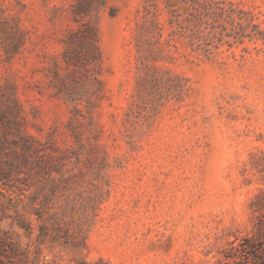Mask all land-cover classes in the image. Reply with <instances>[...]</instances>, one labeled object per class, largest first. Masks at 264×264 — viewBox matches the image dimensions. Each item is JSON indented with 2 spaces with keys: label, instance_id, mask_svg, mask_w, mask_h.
I'll list each match as a JSON object with an SVG mask.
<instances>
[{
  "label": "rangeland",
  "instance_id": "1",
  "mask_svg": "<svg viewBox=\"0 0 264 264\" xmlns=\"http://www.w3.org/2000/svg\"><path fill=\"white\" fill-rule=\"evenodd\" d=\"M0 114L15 264H252L264 0H0Z\"/></svg>",
  "mask_w": 264,
  "mask_h": 264
},
{
  "label": "trees",
  "instance_id": "2",
  "mask_svg": "<svg viewBox=\"0 0 264 264\" xmlns=\"http://www.w3.org/2000/svg\"><path fill=\"white\" fill-rule=\"evenodd\" d=\"M3 115L0 114V152L3 146L7 143V128L1 122ZM12 170L0 167V181L6 186V181L9 180ZM0 189V194H1ZM258 208L264 207V201L257 202ZM242 253L246 260L252 264H264V219L260 222L255 234L249 238H244L241 243ZM17 249L13 243L6 237L0 236V264H15Z\"/></svg>",
  "mask_w": 264,
  "mask_h": 264
}]
</instances>
